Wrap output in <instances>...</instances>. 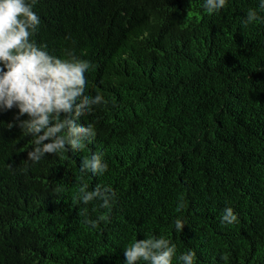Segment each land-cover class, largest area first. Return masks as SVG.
Wrapping results in <instances>:
<instances>
[{
	"label": "trees",
	"instance_id": "1",
	"mask_svg": "<svg viewBox=\"0 0 264 264\" xmlns=\"http://www.w3.org/2000/svg\"><path fill=\"white\" fill-rule=\"evenodd\" d=\"M257 2L208 13L202 0H36L31 39L91 62L89 92L106 103L78 117L97 132L93 143L34 164L31 137L8 127L18 110L0 112V264H122L127 244L160 235L178 254L192 249L194 264H264ZM249 8L260 19L241 25ZM99 150L108 171L82 173V157ZM82 182L110 187L111 207L80 203ZM226 206L238 214L231 225L220 222Z\"/></svg>",
	"mask_w": 264,
	"mask_h": 264
},
{
	"label": "clouds",
	"instance_id": "2",
	"mask_svg": "<svg viewBox=\"0 0 264 264\" xmlns=\"http://www.w3.org/2000/svg\"><path fill=\"white\" fill-rule=\"evenodd\" d=\"M36 0H0V112L13 108L18 111L8 127L17 125L32 140L27 159L33 164L44 156L70 149L74 154L82 152L93 143L97 132L89 123L83 125L79 116L90 114L94 106L106 103L105 98L89 92L91 62L79 58H61L47 51L46 45L37 44L31 37L40 24L33 10ZM227 0H202V8L215 13L226 6ZM257 8L264 11V0H258ZM260 19L256 9L249 8L241 25ZM26 115L27 118L21 119ZM66 133V134H65ZM109 165L103 152H93L82 157L79 169L82 173L103 176ZM81 183L76 199L88 205L98 201L100 209H108L114 202L115 192L97 184L88 190ZM182 207V203L178 205ZM81 223L95 227L97 220L80 212ZM238 214L226 206L220 215L221 224H233ZM185 222L177 217L174 230L181 233ZM122 264H194L195 252L188 249L177 253L176 245L160 236L136 239L123 248Z\"/></svg>",
	"mask_w": 264,
	"mask_h": 264
}]
</instances>
